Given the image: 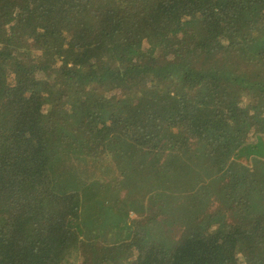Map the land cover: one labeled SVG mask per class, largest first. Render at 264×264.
<instances>
[{
	"label": "trees",
	"instance_id": "obj_1",
	"mask_svg": "<svg viewBox=\"0 0 264 264\" xmlns=\"http://www.w3.org/2000/svg\"><path fill=\"white\" fill-rule=\"evenodd\" d=\"M0 264H264V0H0Z\"/></svg>",
	"mask_w": 264,
	"mask_h": 264
},
{
	"label": "rangeland",
	"instance_id": "obj_2",
	"mask_svg": "<svg viewBox=\"0 0 264 264\" xmlns=\"http://www.w3.org/2000/svg\"><path fill=\"white\" fill-rule=\"evenodd\" d=\"M147 45H148L147 42L144 43V45H143L142 48H143V49H146V48H147ZM242 161H243L245 164H247V161H246V160L242 159ZM130 216H133L132 213H130Z\"/></svg>",
	"mask_w": 264,
	"mask_h": 264
}]
</instances>
